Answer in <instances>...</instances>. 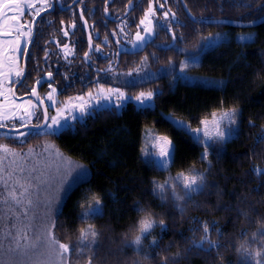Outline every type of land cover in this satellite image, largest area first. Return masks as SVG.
<instances>
[{"label": "trees", "instance_id": "1", "mask_svg": "<svg viewBox=\"0 0 264 264\" xmlns=\"http://www.w3.org/2000/svg\"><path fill=\"white\" fill-rule=\"evenodd\" d=\"M233 2L241 4L238 10L244 16L254 7L258 13L252 18L263 16L264 0ZM184 3L185 16L191 13L200 20V32L190 33V44L180 54L151 53L138 59L136 68L144 72L164 71L154 79L123 86L130 91L162 92L154 96L152 109L141 110L129 101L121 111L98 109L62 134L41 137L86 162L91 171L87 180L69 190L54 221L57 238L73 249L69 264H89V260L91 264H254L247 253L236 251L239 243L264 250V22L247 28L206 23L229 20V1ZM248 29L255 31L252 39L236 38L239 31ZM218 33L228 36L217 42L219 46L203 50V38ZM198 50L200 61L189 68L218 80L214 87L173 79L181 59L197 55ZM233 110L238 112L237 123L230 126L225 114ZM213 113L221 127L226 132L231 127L235 135L226 136L224 142L206 141L212 147L202 160L203 143L195 134L178 130L172 121L202 128L200 120L206 119L214 135ZM146 126L173 139L168 168L144 157ZM201 140H206L202 134ZM181 172L203 177L199 190L190 196L184 195L182 184L176 185L177 194L184 197L181 200H175L167 188L161 193L153 183L174 184ZM96 199L101 201V212L84 219L82 213ZM145 210L152 213L155 227L134 246L128 232ZM89 224L98 235L81 244V229L87 230ZM204 225L215 247L206 242L201 246Z\"/></svg>", "mask_w": 264, "mask_h": 264}, {"label": "snow or ice", "instance_id": "2", "mask_svg": "<svg viewBox=\"0 0 264 264\" xmlns=\"http://www.w3.org/2000/svg\"><path fill=\"white\" fill-rule=\"evenodd\" d=\"M166 2V0H165ZM39 4V6H37ZM53 7V0H0V97H3L4 103L0 104V129H8L10 133H16V138H23L27 136H39V135H52L57 136L63 132L72 128L70 121L76 120L77 116L74 114L78 112L80 117L90 114L89 109L92 108L91 104H86L82 96L76 97L77 100L81 101L78 104H72L71 100L64 103L63 107L56 108V114L49 116L48 107H43L42 120L43 123H40L41 117L38 115V106L31 99L23 100L22 103H16L13 97L15 93L13 87L25 76V69L20 66L21 56H28L29 45L32 42L33 28L29 26L28 22L21 23V18L24 15L25 8L28 9L29 15L32 17V24H35L36 17H39L41 13L48 11ZM161 8L164 7V4L160 5ZM107 13V7L104 9ZM154 9L149 4L148 11L145 13L144 19H141L140 24L145 25L143 31L146 36L153 35V28L150 26L151 21L148 20L150 15H154ZM170 10L163 13L164 19L168 20ZM172 19H176L175 13L171 14ZM80 19H83V12L80 13ZM195 20V18H193ZM147 22V24H146ZM211 23V21H208ZM237 23L239 26L238 22ZM250 24H255V21H249ZM87 25V21H85ZM75 24L71 25L72 28H75ZM168 31L171 33V39L173 44L177 40V35L172 31V26L169 23ZM64 36H68V31H64ZM146 36H142L140 32L136 33V40L133 42V48L137 44H143ZM219 36V34H217ZM183 40V37H180ZM204 43L202 45L203 50H208L214 47L219 46L216 40H213L210 37L203 38ZM24 44L23 52H21V44ZM119 43V41H117ZM88 46L89 49H92V36L88 37ZM70 49L68 45H64L65 57L70 54ZM95 51L99 52L100 48L97 45ZM180 52H184L183 48L179 49ZM47 55V54H46ZM88 53H85V59H87ZM192 59L199 63L200 61V50H198L197 55L193 56ZM195 66V65H193ZM189 67L188 62H184L179 71L181 75L179 76L180 80H189L191 83L196 85H202L205 87H214L217 82L207 80L205 78H189L185 73V69ZM109 71L111 69H108ZM142 69L138 68L136 70V75L140 76ZM126 75L132 76L131 72ZM49 79L52 78V72L47 73ZM15 77V80H13ZM143 80L149 79L148 76H144ZM136 81H129L130 84L135 83ZM42 83L41 79L36 81L37 85ZM48 87L51 91L47 94L46 99L52 102L54 107L57 103L55 95L57 89L52 87V84L49 83ZM162 92L157 90L156 93L149 91L147 93L140 92L139 95L135 96V101L138 102V106L141 110H148L154 107V96L162 95ZM30 95L35 97L39 101L40 105L44 104V100L38 95L36 87L31 89ZM88 96L90 99L95 100V104L100 109H111L115 107L116 109H121L125 106V103L130 99L119 88H109L104 89L101 87L96 96L93 97L92 93L89 92ZM101 101L106 103L101 104ZM19 113V114H18ZM67 113V114H66ZM213 115L214 123V135L208 131L209 121L204 119L200 120V124L203 126L192 128L190 124H186L183 121H172L173 126L178 130H185L187 132L195 134L198 141L202 142L204 145V152L202 153L201 159L203 160L209 148L212 147V143L206 141H215V142H224L227 137H232L235 135L233 129L229 127L227 132L221 127V120L215 119V113ZM229 119V125H235L237 123L235 117L238 115L237 110H233L230 114L226 113ZM36 118L37 123L33 124L32 120ZM171 121V117H169ZM19 120L21 124L19 128L27 129V131H20L19 128L15 125L14 121ZM13 121V123H9ZM201 134L206 140H201ZM159 146L158 156L161 161V167L167 168L170 163L171 149L173 148V142L166 136L157 137ZM0 152L4 153L3 157H0V184L3 185V189L6 191L7 195L5 197V203L9 200L15 203V205L20 206L22 209L25 208V200H27V205L31 206L33 201L29 198L33 192L38 193L40 186L44 185L47 181L45 179L44 172L40 169L33 166L31 169H25L24 167L17 166L12 167L13 164H16L15 157L18 155L12 153L13 159L10 161L7 168L3 167L4 161L8 159V154L10 149L6 146H0ZM259 171V170H257ZM23 174V175H21ZM51 174L49 173V176ZM84 173H81V178L84 176ZM24 182H21V181ZM156 188L164 193L167 188L170 190L171 195L175 200H181L184 197H181L176 192V185L182 184L183 189L185 190L184 195L190 196L192 192L199 190V185L203 183V177L199 175H183L177 176L175 178L174 184H169L165 181L164 184H157L153 182ZM35 185V188H34ZM17 188L22 191L17 195ZM32 190V191H30ZM50 204V202H49ZM101 212V201L99 199L95 200V206L89 208L85 213H82L84 219H88L96 214ZM27 215V212H24ZM19 219V217H17ZM161 226H164L165 223H159ZM14 227V225H13ZM209 227L207 225L203 226L204 236L201 240V246L203 243H207L210 246L215 247V242L209 237ZM146 231L144 234L149 233ZM12 243L9 246V251L16 254L19 258V264H68L69 253L73 251L70 245L65 243H60L56 240L50 231L46 230V238L43 240L36 239L32 243L21 244V240H26L27 236L21 231H17L15 234H11ZM98 233L94 230L91 224L88 225L87 230L81 229L80 242L83 244L85 241H89L90 237L92 241L95 240ZM155 243V241H154ZM141 243L138 240L137 245ZM14 245V246H13ZM247 254L251 256L254 260V264H264V255L262 252L256 254L255 256L251 251H248ZM6 264H14V262H6ZM91 264V260H89Z\"/></svg>", "mask_w": 264, "mask_h": 264}, {"label": "flooded vegetation", "instance_id": "3", "mask_svg": "<svg viewBox=\"0 0 264 264\" xmlns=\"http://www.w3.org/2000/svg\"><path fill=\"white\" fill-rule=\"evenodd\" d=\"M228 1V11L232 16L229 20L236 22L256 20L252 17L258 13L257 7L252 9L254 12H248V15L244 16L245 13H239L238 10L242 8L241 4L233 0ZM150 3L155 13L148 17L153 35L144 48L132 52L136 33L140 32L141 35L145 33L143 31L145 25H141L140 21L144 19ZM161 4H164L163 8L160 7ZM106 7L107 13L104 11ZM184 7V0H166V2L165 0H53V7L36 17L34 25L28 9L25 8L20 22H28L33 28L32 42L27 45L28 56H21L20 66L25 69V76L19 82L10 85L15 93L13 99L16 103H22L27 99L33 100L39 109L38 115L41 117L39 122L43 123V107H48L51 117L56 114L59 103L66 100L76 101V97L96 92L101 87L121 85L123 77H127L126 74L129 72L132 73V67L136 68L135 62L141 57L151 53H161L168 57L182 53L179 49L188 48L190 33L198 34L201 29L200 20L191 13L185 16ZM168 10H170L169 18L165 20L163 13ZM81 12L83 19H80ZM172 13L176 16L174 20ZM169 23L172 31L177 35L175 44L168 31ZM73 24L76 25L75 28L71 27ZM65 30L68 31V36H64ZM89 35L92 36L91 50L88 46ZM181 36L183 40L180 39ZM65 44L71 50L67 57L64 53ZM97 45L100 48L99 52L95 51ZM24 46L22 43L21 52ZM85 53H88L87 59ZM49 71L52 72L51 79L47 76ZM38 79L42 80L40 85L36 84ZM49 83L57 89L55 95L57 103L54 107L52 102L46 99L51 91L48 87ZM33 87H36L38 95L44 100L43 105L30 95ZM2 103L4 99L0 97V104ZM14 123L19 128L21 121L16 120ZM32 123H37L36 118H33ZM19 130L27 131L24 128ZM16 135L10 133L8 129H0V146L20 147L37 144L42 141L41 137L50 136L43 134L27 136L21 140L16 138Z\"/></svg>", "mask_w": 264, "mask_h": 264}, {"label": "rangeland", "instance_id": "4", "mask_svg": "<svg viewBox=\"0 0 264 264\" xmlns=\"http://www.w3.org/2000/svg\"><path fill=\"white\" fill-rule=\"evenodd\" d=\"M215 34L212 38L217 42L221 41L223 38H227L228 34L226 33H218ZM255 34L254 29L239 31L236 35V38L239 40H249L252 39ZM193 57V56H192ZM192 57L185 56L180 61V66L175 71L173 79L179 78L181 75L179 69L182 67L184 62L189 63V67L192 64L197 63L192 59ZM185 69L184 75L189 78H205L207 80L215 81L217 84L218 80L207 77V76H199L190 68ZM135 68L132 70V76L123 77L120 82L121 85L117 84L115 86H110L109 88H119L121 92H123L130 99L125 103L127 104L129 101H133L137 106L138 102L135 101V96L139 95L140 92L147 93L149 91L154 92V90H146V91H130L129 89H125L123 86L127 85L129 81H136L132 83V85L138 84L143 80L144 76H148L151 79H154L157 75L161 74L164 69L161 68L156 71L142 69L140 76L136 75ZM149 80V79H147ZM189 81V80H188ZM104 89H109L105 88ZM96 92H91L93 97L96 96ZM86 104H91L92 108L89 109V113H93L96 110L100 109L96 106L95 100L90 99L88 94L82 96ZM69 100H66L67 102ZM65 102L59 103L58 108L63 107ZM72 104L81 103V101H71ZM106 103L105 101H101V104ZM153 103L155 104V98ZM139 107V106H138ZM122 109V108H121ZM121 109H118L121 111ZM77 116L76 120L70 121V124L73 126L77 120L84 119L87 115L80 117L78 112L74 113ZM144 147H143V155L147 159H152L159 167H161V161L158 156L159 146L157 137H168L173 142V148L171 149V157L170 163L173 160L174 155V141L173 139L162 132H159L154 126H146L144 129ZM25 137L20 138L23 140ZM10 149L8 154V159L4 161L3 167L7 168L9 166L10 161L13 159L12 153L18 154L15 157L16 164H13L12 167L21 166L25 169H31L33 166L40 169L44 172L46 183L39 187L38 195L33 192V194L29 197L33 203L31 206L27 205V200H25V208L22 209L20 206L15 205L14 202L9 200L5 203V197L7 195L6 191L3 189V185L0 184V264H6V262H14V264H19V258L15 253L9 251V246L12 243L11 234H15L17 231H21L27 236L26 240H21V244H30L36 239L43 240L46 238V230L51 232V235L58 240L60 243H63L57 238L55 233L54 221L55 217L61 208V205L66 198L69 190L77 183L87 180L90 175V167L86 162L77 160L70 155L63 152L50 138H45L37 144H27L20 147H10L6 146ZM4 153L0 152V157H3ZM167 166V168L169 167ZM163 168V167H161ZM49 173L51 174L49 176ZM84 173L85 175L81 178L80 174ZM3 174V173H0ZM23 175V174H21ZM187 175L183 172L178 173L177 176ZM21 182H24L23 180ZM200 187V185H199ZM35 188V185H34ZM21 189L17 188V195L19 196V192ZM32 191V190H30ZM50 202V204H49ZM95 206V205H94ZM102 207V206H101ZM89 210V209H88ZM87 210V211H88ZM27 212V215L24 212ZM86 211V212H87ZM19 217V219H17ZM14 225V227H13ZM14 246V245H13ZM69 264V260H68Z\"/></svg>", "mask_w": 264, "mask_h": 264}, {"label": "clouds", "instance_id": "5", "mask_svg": "<svg viewBox=\"0 0 264 264\" xmlns=\"http://www.w3.org/2000/svg\"><path fill=\"white\" fill-rule=\"evenodd\" d=\"M159 223H165L163 219L159 220ZM155 227V220L150 211H143L141 215L138 217L135 226L133 228H130L128 232V238L130 242L134 246L137 245V241L139 240L140 243L142 242V236L146 231H151ZM236 251L238 253L244 252L247 253L248 251H251L253 255L255 256L256 254L261 253L264 250L257 249V248H250L248 244L245 241H241L239 245L237 246Z\"/></svg>", "mask_w": 264, "mask_h": 264}, {"label": "water", "instance_id": "6", "mask_svg": "<svg viewBox=\"0 0 264 264\" xmlns=\"http://www.w3.org/2000/svg\"><path fill=\"white\" fill-rule=\"evenodd\" d=\"M208 21H211V23H220V24H225V25L247 28V27H255L256 25L263 23L264 22V15L261 18L254 20L256 22L255 24H250L249 22H238L239 26L237 23H234L236 21L227 20V19H211V20H207V22ZM142 36H146V34L144 33V34H142ZM150 38H151V36H146L144 43L143 44H137V46L135 48L132 47L131 51L136 52V51H138L139 48H144L147 45Z\"/></svg>", "mask_w": 264, "mask_h": 264}]
</instances>
